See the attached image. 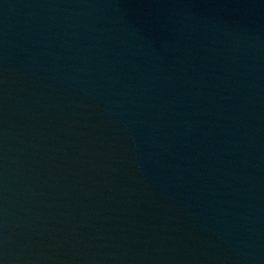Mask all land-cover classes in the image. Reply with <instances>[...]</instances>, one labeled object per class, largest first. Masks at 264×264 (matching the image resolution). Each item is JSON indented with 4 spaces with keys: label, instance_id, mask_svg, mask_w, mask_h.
Segmentation results:
<instances>
[{
    "label": "water",
    "instance_id": "water-1",
    "mask_svg": "<svg viewBox=\"0 0 264 264\" xmlns=\"http://www.w3.org/2000/svg\"><path fill=\"white\" fill-rule=\"evenodd\" d=\"M0 264H264V0H0Z\"/></svg>",
    "mask_w": 264,
    "mask_h": 264
}]
</instances>
